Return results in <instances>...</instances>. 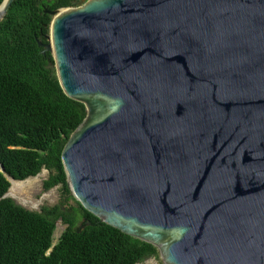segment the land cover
<instances>
[{
    "label": "water",
    "instance_id": "1",
    "mask_svg": "<svg viewBox=\"0 0 264 264\" xmlns=\"http://www.w3.org/2000/svg\"><path fill=\"white\" fill-rule=\"evenodd\" d=\"M45 13L38 45L87 111L61 156L73 198L164 264H264V0ZM10 189L3 199L16 200Z\"/></svg>",
    "mask_w": 264,
    "mask_h": 264
},
{
    "label": "trees",
    "instance_id": "2",
    "mask_svg": "<svg viewBox=\"0 0 264 264\" xmlns=\"http://www.w3.org/2000/svg\"><path fill=\"white\" fill-rule=\"evenodd\" d=\"M82 4L16 0L0 24V164L19 182L45 168L51 174L44 190L62 186L63 192L60 205L30 211L3 199L11 183L0 172V264H141L159 256L154 246L100 222L67 186L62 151L87 111L64 94L56 70L49 68L52 54H42L38 42L48 43L53 17L45 10ZM60 220L68 227L53 247Z\"/></svg>",
    "mask_w": 264,
    "mask_h": 264
},
{
    "label": "rangeland",
    "instance_id": "3",
    "mask_svg": "<svg viewBox=\"0 0 264 264\" xmlns=\"http://www.w3.org/2000/svg\"><path fill=\"white\" fill-rule=\"evenodd\" d=\"M50 171L47 169H43L40 175L37 178H31V181H36L37 187L31 191L30 194L23 193L19 188H11L10 192L12 197H15L14 200L17 204L20 200L16 198V196L24 198L28 201V204L24 205L27 210L35 211L33 207H36L38 210H41L44 207L52 208L58 206L63 201V192L62 186H57L50 191L46 192L44 190V182L47 181L50 177ZM30 180V179H29ZM41 201V202H40ZM32 202V203H30ZM71 204H74L72 201ZM34 204V205H33ZM81 223L78 224L80 226ZM67 229V226L62 223V221L57 222V228L53 237V245H56L62 233ZM141 264H164L160 255L156 258H151Z\"/></svg>",
    "mask_w": 264,
    "mask_h": 264
},
{
    "label": "bare ground",
    "instance_id": "4",
    "mask_svg": "<svg viewBox=\"0 0 264 264\" xmlns=\"http://www.w3.org/2000/svg\"><path fill=\"white\" fill-rule=\"evenodd\" d=\"M31 180L32 179L27 180V181H23V182H14L12 187L13 188H19L23 193L30 194L31 191H33L37 187L36 181H31ZM9 194L11 195V193H9ZM13 198H15V197H13ZM16 198L18 200H20L19 202L22 203L23 205L28 204V201H26L24 198H21V197H18V196H16ZM30 203H32V202H30Z\"/></svg>",
    "mask_w": 264,
    "mask_h": 264
}]
</instances>
